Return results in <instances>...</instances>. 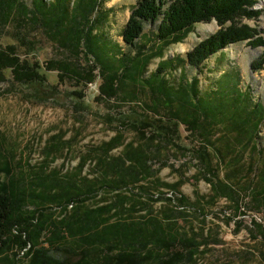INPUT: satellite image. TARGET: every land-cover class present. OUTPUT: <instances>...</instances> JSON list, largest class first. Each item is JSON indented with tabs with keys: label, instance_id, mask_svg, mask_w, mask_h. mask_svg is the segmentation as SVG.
I'll use <instances>...</instances> for the list:
<instances>
[{
	"label": "trees",
	"instance_id": "obj_1",
	"mask_svg": "<svg viewBox=\"0 0 264 264\" xmlns=\"http://www.w3.org/2000/svg\"><path fill=\"white\" fill-rule=\"evenodd\" d=\"M45 3L49 10L43 12L38 0H33V8L22 0H0V32L12 21L20 28L14 34L16 43L0 45V83L10 79L12 86L33 88L29 95L42 101L57 94L58 84L68 79L93 85L99 69L103 82L98 99H121L122 83L128 80L135 88L130 100L138 101L139 88L147 84L154 108L129 122L136 139L127 142L118 132L83 157L78 172L70 174L53 170L47 175L46 165L37 178L17 173L22 164H13L0 138V264H22L24 259L28 264H195L207 241L204 229L193 230V236L182 230L177 215L194 208L192 203L184 195L168 197L161 189L177 192L183 182L170 185L158 178L161 169L172 167L168 162H161L157 170L153 167L170 143L192 155L211 186L208 200L198 199L200 215L202 201L214 205L226 199L237 213L255 214L264 221V151L256 143L264 107L238 84L222 81L221 87L205 95L196 78L177 89L161 76L169 64L165 61L148 80L144 78L152 59L162 58L164 48L183 43L200 23L215 21L220 29L188 53L191 67L201 68L234 44L247 42L253 49H264V36L243 23L260 17L262 11L254 9L259 0H139L123 30L124 43L136 47L145 25L160 22L158 38L163 46L151 56L139 50L134 57L124 56L119 46L112 53L95 34L98 20L92 16L102 0H81L78 7L71 0ZM28 22L49 30L52 40L71 57L47 66L32 59L37 41L21 30ZM81 56L89 62L92 58L93 66L84 68ZM252 67L264 69V52ZM49 72H58L57 85H49ZM161 108L167 109V117ZM182 127L197 145L185 142ZM122 147L118 156L112 155ZM57 149V144L51 146L48 159L53 160ZM89 162H94L93 178L83 176ZM158 201L167 205L160 213L152 206ZM141 212L145 214L138 217ZM253 222L264 240V224L256 218ZM55 252L63 253L64 259L55 258ZM261 255L264 259V250Z\"/></svg>",
	"mask_w": 264,
	"mask_h": 264
},
{
	"label": "rangeland",
	"instance_id": "obj_2",
	"mask_svg": "<svg viewBox=\"0 0 264 264\" xmlns=\"http://www.w3.org/2000/svg\"><path fill=\"white\" fill-rule=\"evenodd\" d=\"M22 1L27 7L33 8V0ZM60 1L66 3L68 0ZM71 2H76L78 7L81 0ZM138 2L139 0H102L99 11L92 16V19L98 20L94 25L95 34L99 35V40L101 39L114 54L119 46L124 56L134 57L139 50L151 56L163 46V42L158 38L160 22L145 25L144 35L136 42V47L131 48L124 43L123 30ZM38 8L43 12L49 10L45 0H38ZM254 9L262 11L260 17L245 19L243 23L250 24L264 36V0H259ZM219 29L215 21L197 24L183 43L164 48L162 58L152 59L144 78L148 80L151 74L156 73L159 63L165 61L169 64L161 76L177 89L182 85L191 84L196 78L200 82L201 92L205 95L221 87L222 81L231 86L238 84L241 90L250 91L255 102L264 107V69L253 70L252 67V63L263 54V48L253 49L247 42H243L230 45L223 54L219 53L210 58L201 68L191 67L186 62L188 53ZM19 30L17 23L12 21L5 31L0 32V45L6 47L16 43L14 34ZM21 30L28 32V37L37 41L31 58H35L44 66L50 61L71 57L70 53L52 40L50 31L42 26H34L28 22ZM20 53L24 54V49L20 50ZM91 60L89 62L81 56L79 62L87 69L89 65L93 66V59ZM182 73L185 77H182ZM47 74L49 85L59 83L58 72ZM95 74L98 78L93 85L83 86L76 80L68 79L58 84L57 94L53 97L44 96L42 101L29 95L33 93V88L12 86L10 79L0 83V138L4 151L13 164H22L17 173L22 171L26 173L27 178L30 174L37 178L41 175L42 165L48 167L45 171L47 175L53 170H59L62 175L78 172L82 158L109 142L118 132L124 134L127 142L136 139L129 122L140 119L149 107L154 108L149 99L150 86L145 84V88H139V100L132 102L129 94L135 88L125 80L122 83L121 99H98L99 87L103 81L99 76V69ZM8 78H11L9 73ZM80 93L83 95L80 96ZM160 112L162 116L167 117V109L161 108ZM182 133L190 147L197 145L194 143V137L185 131V127H182ZM256 143L258 149L264 151V123ZM53 144H57L58 149L54 151L52 160V157L48 159L47 153ZM122 149L123 147L113 151L112 155L118 156ZM161 162H168L172 166L161 169L158 178L162 182L170 185L183 182L177 192L166 188L161 190L168 197L179 198L184 195L194 207L187 208L186 214L177 215L179 226L183 231L189 232L190 236H193V230L201 233V229H204L207 241L200 248L195 264H264L261 255L264 240L258 236L253 219L256 218L262 224L264 221L255 214L245 216L237 213L226 199H221L214 205L202 201L204 210L203 215H200L198 199L207 197L208 200L211 186L200 174L192 155L176 149L170 143L162 155L156 157L153 163L155 170L160 168ZM94 169V162H89L83 170V176L95 177ZM220 173L221 177H224L226 169L222 168ZM152 206L156 213H160L167 205L164 201H158ZM144 214L145 212H141L138 217ZM53 256L64 259L61 252H55ZM22 264H28L27 260L24 259Z\"/></svg>",
	"mask_w": 264,
	"mask_h": 264
}]
</instances>
